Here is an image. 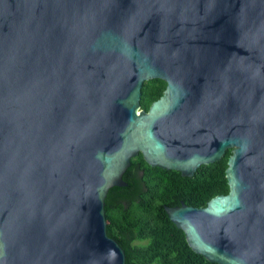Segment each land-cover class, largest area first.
Segmentation results:
<instances>
[{
  "label": "water",
  "instance_id": "water-1",
  "mask_svg": "<svg viewBox=\"0 0 264 264\" xmlns=\"http://www.w3.org/2000/svg\"><path fill=\"white\" fill-rule=\"evenodd\" d=\"M228 149L227 194L165 209L209 261L264 264V0H0V264H127L106 198L132 158Z\"/></svg>",
  "mask_w": 264,
  "mask_h": 264
},
{
  "label": "trees",
  "instance_id": "trees-1",
  "mask_svg": "<svg viewBox=\"0 0 264 264\" xmlns=\"http://www.w3.org/2000/svg\"><path fill=\"white\" fill-rule=\"evenodd\" d=\"M166 85L160 78L146 81L142 106L148 108L152 100L161 97ZM231 153L228 149L222 159L200 167L189 179L177 170L149 168L146 194L141 193V184L133 173L124 176L128 186L110 189L106 198L108 234L125 249L127 264H218L191 248L165 205L172 206L182 199L189 205L204 207L211 198L227 194L230 186L226 169ZM133 160L138 162V157ZM125 199L131 200L129 208L122 203Z\"/></svg>",
  "mask_w": 264,
  "mask_h": 264
},
{
  "label": "flooded vegetation",
  "instance_id": "flooded-vegetation-1",
  "mask_svg": "<svg viewBox=\"0 0 264 264\" xmlns=\"http://www.w3.org/2000/svg\"><path fill=\"white\" fill-rule=\"evenodd\" d=\"M156 100V99H155ZM155 100H152L151 101V103L149 104V107L148 108H145V107H143L142 106V108L144 109V110H146V111H148L149 110V108H150V106L152 105V103L155 101ZM160 118H163V117H165V115H160L159 116ZM180 127H183V125H180ZM195 128H196V125H195ZM197 135V133L196 134H192L191 136V138H193V136H196ZM159 140H160V142L164 145V147L167 149V150H170L171 149V144L173 143L172 142V140L170 139V138H168V137H159ZM199 145H200V143H199V141L197 140V139H195V138H193V139H191V141H190V146H191V149H193L194 151L196 150V149H198V147H199ZM141 156V157H140ZM138 157V162H134V158H137ZM141 158V159H140ZM132 160L133 161H131V165L129 166V168L127 169V171L125 172V174H126V176L127 175H130L131 173H133L134 174V176L137 178V179H139V182H140V184H141V187H142V194H146V192H147V190H148V188L146 187L147 186V173H146V170L147 169H149V168H161V169H166V168H163V167H160V166H153V165H151L147 160H146V158H145V156H144V153L142 152V151H140L139 152V154L138 155H136L135 157H133L132 158ZM204 165H207V164H202L200 167H202V166H204ZM200 167H198L197 168V170H199V168ZM150 170V169H149ZM153 170H156V169H153ZM166 170H172V169H166ZM196 170V171H197ZM178 171V170H177ZM180 172V171H179ZM196 173V172H195ZM195 173L193 174V175H191V176H189V175H183L182 173H181V175L182 176H184L185 178H187V179H189V178H192L194 175H195ZM125 174H124V176H125ZM124 176H123V178H124ZM124 180H125V178H124ZM125 182H127L126 180H125ZM128 184H129V182H127ZM128 184L126 185V186H128ZM131 202V200L130 199H125V200H123L122 201V203H124L125 204V206L127 207V208H129V203ZM183 202H185L184 200H182V199H180V200H178V201H175V203L172 205V206H181L182 205V203ZM186 203V202H185ZM187 204V203H186ZM189 205V204H188ZM108 221V220H107ZM108 223H109V221H108Z\"/></svg>",
  "mask_w": 264,
  "mask_h": 264
}]
</instances>
